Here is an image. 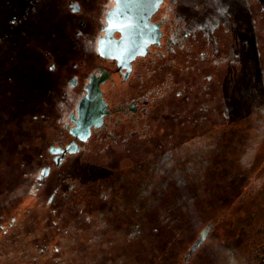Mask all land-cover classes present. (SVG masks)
<instances>
[{"label":"rangeland","instance_id":"rangeland-1","mask_svg":"<svg viewBox=\"0 0 264 264\" xmlns=\"http://www.w3.org/2000/svg\"><path fill=\"white\" fill-rule=\"evenodd\" d=\"M176 1L175 19L188 21L187 32L201 30L200 54L229 65L214 76L213 107L201 105L217 116L212 132L190 130L172 143L164 134L154 152L133 163L114 146L93 144L72 168L81 192L66 210L71 203L61 194L47 202L53 186L40 196L31 186L53 121L72 111L42 56L49 49L61 64L78 52L66 25L70 10L65 0H0V226L15 219L0 236V264H173L172 249L186 241L191 248L205 228L193 218L248 186L249 197L187 264H236L237 244L264 237V229L244 227L264 222V0ZM169 110L162 122L179 125L178 106ZM258 167L261 179L246 182ZM165 230L177 235L158 243ZM247 256L245 264H264V242Z\"/></svg>","mask_w":264,"mask_h":264},{"label":"flooded vegetation","instance_id":"flooded-vegetation-1","mask_svg":"<svg viewBox=\"0 0 264 264\" xmlns=\"http://www.w3.org/2000/svg\"><path fill=\"white\" fill-rule=\"evenodd\" d=\"M117 1L119 5L115 0H65L71 14L66 25L76 36L78 52L71 59L61 60L64 62L61 64L60 58L57 59L49 49L42 52V56L51 62L47 68L62 88L63 101L72 103V111L67 116L63 113L55 118L50 133L52 139L45 138L43 149L36 154L40 170L31 188L40 196L53 186L47 201L51 205L61 194L71 203L64 206L65 209L75 206L78 197L75 194L81 190L76 185L80 182L74 178L72 168L80 159L88 158L93 144L106 150L115 147L121 151L123 160L133 163L139 159L137 156L142 158V154L149 156L154 152L164 134L169 135L166 142L172 143L182 141L190 130L208 135L216 124L217 116H213L211 109H202L201 105L206 102L208 108L213 107L214 76L217 78L219 70L226 65L229 68L228 62L215 60L217 54L213 58L200 54L196 34L201 30L194 28L187 32L182 26L187 20L175 19L172 7H177L176 0ZM117 5L129 18L111 25L108 16ZM133 33L143 37L146 44L130 48L116 47L111 42L106 45L105 56L100 53V43L107 36L118 43ZM119 49L128 51L115 54ZM136 50L141 53L133 57L132 52ZM92 84L95 87L94 120L84 140L86 136L77 131L75 120H79V104L89 96L88 88ZM174 104L179 109V125L163 123L164 110L170 112ZM203 112L204 121H199V116L203 119ZM187 114L194 120L187 122ZM227 118L220 124L227 123ZM43 171L46 175L41 180ZM69 181L68 192L72 196L63 188ZM35 204L41 206L40 202ZM14 221L12 218L10 224ZM10 224L0 226V236L6 233ZM245 229H264V222L247 223ZM253 238H248L244 244L245 261H248L250 249L264 242V237L259 236L258 243L257 235ZM252 240L255 242L249 243Z\"/></svg>","mask_w":264,"mask_h":264},{"label":"trees","instance_id":"trees-1","mask_svg":"<svg viewBox=\"0 0 264 264\" xmlns=\"http://www.w3.org/2000/svg\"><path fill=\"white\" fill-rule=\"evenodd\" d=\"M261 166L262 165H260V167ZM260 167H258L256 169H253L252 172H251V174L249 176H247V178H246L245 181L248 182V181L251 180V178H252V180L254 178L261 179L260 177H257V175L260 173V170H261ZM248 188H249V186L248 187L241 188V195H236L234 197H233V195H230V198L226 202L222 203L220 206L213 207L209 211H201L194 218H193V216L191 218L195 219V221L197 220V222L200 225H203V227H205V228L208 225H212L213 228L215 227V229H219V228H217V226L220 225L222 223V221L226 217L229 216V214L231 213V211H230L231 208L233 206L240 207V202L243 201V200L245 201L249 197L250 193H249V189ZM182 221H183V219H180V220L176 221V223H179L180 224ZM253 223H255V222H253ZM244 226L246 227V223L244 224ZM173 228H175V227H173ZM185 228H187V227L185 226ZM175 232L176 231H173V230L172 231L165 230L164 232L161 233V235L158 238V241L157 242L158 243L161 242L162 244H165L168 241L169 242L170 241H173L175 235H177V232H176V234H175ZM186 242H182L181 243V247L178 246L175 249H172V252L175 254V256H174L175 258L173 259V264H184V260H185L184 257H185V255L188 253V251L190 249V247L189 248L186 247V245H187ZM241 242L243 244H239L240 246H238V244L236 243L237 244L236 264H245V255H246V253H244V249H241V246L244 247V244L247 243V241L246 240H243ZM160 248H163V247H160ZM238 249H240V250H238ZM163 255H165V252L162 254V256ZM138 256H139L138 257L139 263H142L140 261L141 255H138ZM142 264H146V263H142Z\"/></svg>","mask_w":264,"mask_h":264},{"label":"water","instance_id":"water-1","mask_svg":"<svg viewBox=\"0 0 264 264\" xmlns=\"http://www.w3.org/2000/svg\"><path fill=\"white\" fill-rule=\"evenodd\" d=\"M117 3L118 1L115 0ZM119 5V3H118ZM117 7L112 10L108 16V22L111 25H114L117 21L120 20H127L129 18L127 12H123L120 10V8ZM149 17V16H147ZM138 35H131L130 37H126V42H128V44H132L133 41H136L138 39ZM115 41L112 37V39H108V36L101 41L100 43V53L105 56L104 54V50L106 48L107 44H110L111 42ZM120 42L122 43L123 40L121 39ZM112 58H116V57H112ZM94 84H92V86H90L88 88L89 90V96H87L86 98L82 99V101L79 104V108H78V112H79V120H75V122L77 123V131L81 133V135H83L85 137L84 140L87 139V136L90 133V126H92L93 124V120H94V107H93V102L95 101V93H94ZM46 175V172L43 171L42 175L40 177V179L42 180ZM213 226L212 225H208L200 234V236L197 238V240L193 243V245L191 246V248L189 249L188 253L185 255L184 259L186 261L187 264L188 260L192 257V255L198 250V248L203 244V242L206 240L208 234L211 232Z\"/></svg>","mask_w":264,"mask_h":264},{"label":"bare ground","instance_id":"bare-ground-1","mask_svg":"<svg viewBox=\"0 0 264 264\" xmlns=\"http://www.w3.org/2000/svg\"><path fill=\"white\" fill-rule=\"evenodd\" d=\"M132 35H135V33H133ZM131 35H126L125 37H123L122 38V40H123V42L121 43V42H118L117 43V41H115V42H112V45H114V43H115V45H116V47H120V46H129L130 48H132V47H134V48H136V47H138V48H140V47H142V46H144V44H146L145 42H144V38L143 37H141V36H138L139 38L136 40V41H133V43L132 44H128V42H126V37H130ZM136 36V35H135ZM126 51H128V50H117V52H115V54H119V53H122V52H126ZM139 53H141V50H136V51H134V52H132V55H133V57L134 56H136L137 54H139Z\"/></svg>","mask_w":264,"mask_h":264}]
</instances>
